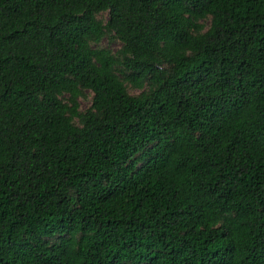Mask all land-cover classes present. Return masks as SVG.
<instances>
[{"label":"trees","instance_id":"16d2710c","mask_svg":"<svg viewBox=\"0 0 264 264\" xmlns=\"http://www.w3.org/2000/svg\"><path fill=\"white\" fill-rule=\"evenodd\" d=\"M0 264H264V0H0Z\"/></svg>","mask_w":264,"mask_h":264},{"label":"rangeland","instance_id":"374dc122","mask_svg":"<svg viewBox=\"0 0 264 264\" xmlns=\"http://www.w3.org/2000/svg\"><path fill=\"white\" fill-rule=\"evenodd\" d=\"M106 17V13L103 14ZM102 45H108L111 49H115L118 46L117 42L108 43L107 40L104 38L101 40ZM90 103V98L87 96L85 98H79V109L84 110Z\"/></svg>","mask_w":264,"mask_h":264}]
</instances>
